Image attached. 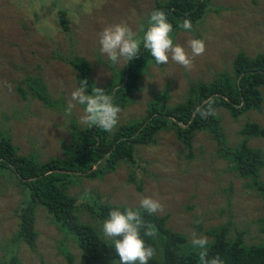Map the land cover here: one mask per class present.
<instances>
[{"label":"rangeland","instance_id":"374dc122","mask_svg":"<svg viewBox=\"0 0 264 264\" xmlns=\"http://www.w3.org/2000/svg\"><path fill=\"white\" fill-rule=\"evenodd\" d=\"M154 2L0 0V134L3 131L11 136L18 153L33 154L42 161L50 156L63 157L72 137L66 130L63 115L44 107L33 96L22 99L16 85L22 84L26 74H41L48 91L54 96L63 94L69 103L72 91L79 86L77 72L54 53L66 51L73 42L75 53L90 61L96 85L103 86L124 68L126 61L112 64L101 54V31L109 24L127 23L140 36L141 25L149 19ZM210 3L218 9L208 11L191 30L179 29L173 36L174 43L183 45L189 53L188 41L202 39L206 45L204 54L193 59L190 70L171 59L167 64H157L155 60L148 63L132 102L121 110L118 125L144 117L147 101L165 85L170 94L168 104L173 105L185 99L190 81L208 82L217 72L230 71L238 51L243 50L249 56L264 52V0H210ZM58 9L67 11L72 40L59 24ZM261 89V110L250 109L235 120L224 108L217 110L222 117L227 146H235L242 139L239 129L245 121L264 125V86ZM72 111L77 123L82 125V106L77 105ZM248 143L264 153V137H251ZM190 149L189 152L172 130L160 131L155 144H137L136 155L142 158L144 170L140 177L141 190L129 182L134 174L130 164L120 161L114 170L101 177H84L71 184L68 191L79 197L77 215L81 220L91 221L104 236L105 220L90 218L81 194L98 191L108 202L129 207H137L141 198L151 196L164 205L163 212L158 214L167 215L166 225L184 233L189 241L193 233L207 236L210 241L212 237L207 232L210 227L230 218L243 230L247 243L262 241L264 201L245 187V180L219 156L213 135L196 131ZM260 177L264 181V168ZM23 197L13 180L0 176V258L11 248L16 250L19 264H38L40 257L46 264H82L76 242L70 237L64 239V232L42 206L35 209L36 250L25 242H13L12 234L18 228L15 210L21 201H26ZM4 243L7 248L2 247ZM60 244L71 254V261L60 251Z\"/></svg>","mask_w":264,"mask_h":264},{"label":"trees","instance_id":"16d2710c","mask_svg":"<svg viewBox=\"0 0 264 264\" xmlns=\"http://www.w3.org/2000/svg\"><path fill=\"white\" fill-rule=\"evenodd\" d=\"M218 7L211 5L210 0H155L154 10H163L173 25L172 37L182 29L180 25L190 19L192 25L201 22L206 13ZM150 13V15H151ZM57 17L60 26L72 40L70 19L65 9H58ZM149 19L143 21L141 35L149 26ZM74 43L66 51L57 50V57L68 63L77 72L79 81L87 79L88 92L93 87L103 88L109 94L115 93V103L121 110L131 101L137 91L143 68L154 61L150 52L141 44V51L136 58L128 62L113 78L103 86H97L91 76L92 65L84 56L75 53ZM231 70H222L208 82H189L185 99L169 105V88L167 85L147 101L145 115L128 123L117 125L112 132L98 128H88L77 123L73 111L67 112L68 102L65 96L52 95L41 74L26 76L15 87L22 99L28 95L39 100L46 108L64 116L65 125L72 137L66 146L63 157L50 156L39 160L33 154H20L13 144L11 136L0 134V176L21 188L24 194L16 208L18 228L12 234L13 242H25L29 248L36 250L38 232L35 229V209L42 206L48 212L53 223L64 232V239L72 238L80 249L82 264H114L119 257L112 240H107L91 221L81 220L77 215L79 197L68 191L72 183L81 178H94L96 175L114 170L120 161L130 164L132 174L129 182L136 184L141 190L140 177L144 173L142 158L136 155V145H152L157 142V134L163 130H172L178 140L188 147L196 131H208L217 144V153L226 159L230 169L245 180V187L258 194L264 201V181L260 171L264 168V153L249 145L251 137H264V125L255 121H245L239 134L242 139L235 146H227L222 129V117L217 110L224 108L232 119L250 109L261 110L264 86V52L253 56L243 50L238 51L231 63ZM37 67H39L37 65ZM214 98L215 116L202 118L193 116L198 105ZM130 102V103H131ZM83 108V106H82ZM136 172V173H135ZM83 204L91 219L106 220L114 208L126 210L127 205L110 203L98 191L81 194ZM77 206V209H76ZM134 210L138 208L132 207ZM146 223L153 224L157 235L144 239L155 249V255L149 264H199L198 250L193 248L187 236L166 225L167 215H149L140 210ZM261 220V219H260ZM263 220V219H262ZM264 232V226L260 228ZM211 235L209 255H219L225 264H264V239L259 243L249 244L244 240L243 230L228 219L226 222L210 227ZM143 235V230H141ZM6 247V243L2 245ZM60 251L65 253L69 261L71 254L62 244ZM0 264H19L16 250L7 248L0 258ZM38 264H46L40 257ZM119 264V261H116Z\"/></svg>","mask_w":264,"mask_h":264},{"label":"clouds","instance_id":"9594fccd","mask_svg":"<svg viewBox=\"0 0 264 264\" xmlns=\"http://www.w3.org/2000/svg\"><path fill=\"white\" fill-rule=\"evenodd\" d=\"M180 27L191 30L192 21L185 19ZM172 32L173 25L168 21L167 14L163 10H154L142 37L138 36V33L127 23L105 26L100 33V52L112 64L122 61H126L127 64L138 56L142 44L157 64H167L171 59L190 70L193 59L204 54L205 42L199 38L190 39L189 53L183 45L174 43ZM88 87L87 79L79 81V86L71 93L66 111L71 113L77 105H81L83 106V113L80 116L82 125L112 132L119 123L121 113V107L115 103V93L109 94L103 88L93 87L92 93L89 94ZM213 105L214 98H209L203 105L195 108L193 116L199 114L205 119L210 115L215 116L216 109ZM140 210L154 215L163 212L164 205L159 199L145 196L140 199L137 209L127 207L122 211L120 208H114L110 211L109 218L103 222V234L112 240L119 257V264H149L150 259L155 255V249L146 243L144 237H155L156 229L153 224L144 221ZM121 236L123 238L119 239L118 237ZM191 245L198 250L199 264H225L219 255H209L207 236H197L193 233Z\"/></svg>","mask_w":264,"mask_h":264}]
</instances>
